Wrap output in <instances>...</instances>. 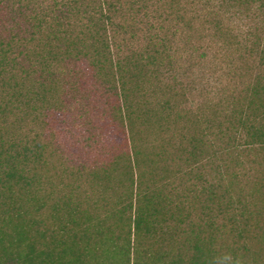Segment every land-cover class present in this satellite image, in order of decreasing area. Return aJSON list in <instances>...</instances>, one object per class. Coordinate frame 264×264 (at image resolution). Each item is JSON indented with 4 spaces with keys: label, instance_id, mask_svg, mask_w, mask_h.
Wrapping results in <instances>:
<instances>
[{
    "label": "trees",
    "instance_id": "1",
    "mask_svg": "<svg viewBox=\"0 0 264 264\" xmlns=\"http://www.w3.org/2000/svg\"><path fill=\"white\" fill-rule=\"evenodd\" d=\"M179 1L169 6L176 24ZM190 1L209 3L224 45L235 40L259 64L250 84L193 120L161 79L171 46L155 25L157 0H0V264H264L251 247L264 228V179L253 182L254 210L239 178L225 179L241 152L264 168V0ZM140 33L144 43L126 44ZM82 63L129 142L105 180L116 174L132 189L103 217H78L63 197L61 231L46 234L33 214L51 200L40 196L39 170L54 155L36 138L19 140L9 120L23 108L61 112L62 77Z\"/></svg>",
    "mask_w": 264,
    "mask_h": 264
},
{
    "label": "rangeland",
    "instance_id": "2",
    "mask_svg": "<svg viewBox=\"0 0 264 264\" xmlns=\"http://www.w3.org/2000/svg\"><path fill=\"white\" fill-rule=\"evenodd\" d=\"M158 1L155 2L156 9L163 19L155 25L157 29L163 28L162 33L170 39L171 46L167 61L160 69L164 88L175 89L177 96L174 104L184 116L188 114L192 120L202 115L209 116L214 108L223 106L233 93H238L251 83L252 77L259 71V64L253 63L248 52L235 40L230 47L224 45L223 40L215 34L212 23L219 17L212 14L209 3L195 4L190 0H180L179 7L175 9L181 15L178 13L177 17L184 21L176 24L177 18L169 16L173 13L169 8L170 3L175 0ZM0 15L1 23L6 16L5 13ZM238 27V24L233 25L234 35L243 32L244 28ZM144 37V33H140L135 40L127 36L126 44L138 47V44L144 43ZM245 55L246 58L243 57ZM71 68L76 69L75 65ZM91 78L90 68L82 63L72 75L62 77L66 94L61 112L47 115L44 111L21 108L17 115L20 119L18 124L15 116L9 120L19 140L31 142L36 138L40 144L49 145L48 153L54 155L48 165L39 170L42 177L40 196L44 199L46 195H52L51 200H45L42 209L33 214L42 222L39 230L43 233L47 231L46 234H59L61 231L58 219L63 211L57 205L63 197L74 203L78 217H103L111 209L121 207L120 200L130 193L129 188L132 189L130 182L120 183L116 174L111 182L105 180L104 171L110 169L119 153L127 151L129 142L126 144L123 129L113 119L110 106L105 107L101 95L93 91L97 88ZM30 85L34 86V83ZM166 136L160 135L163 138L155 141L147 139L149 144L152 141L155 144L164 143L162 140ZM167 146L171 148L169 153L175 154L176 149L172 145ZM239 158L238 166L232 161L227 162L231 169L225 179L239 178L238 187L254 210L256 201L255 205L251 202L257 194L253 182L264 179L263 164L260 161L253 163L254 157L250 152H241ZM255 230L251 247L255 251L260 246L264 261V228L261 226ZM232 241L227 240L225 251Z\"/></svg>",
    "mask_w": 264,
    "mask_h": 264
}]
</instances>
